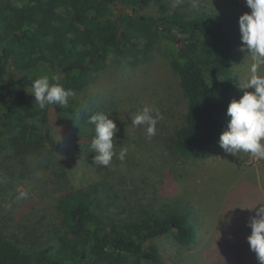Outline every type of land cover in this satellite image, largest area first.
Returning <instances> with one entry per match:
<instances>
[{
  "label": "trees",
  "instance_id": "16d2710c",
  "mask_svg": "<svg viewBox=\"0 0 264 264\" xmlns=\"http://www.w3.org/2000/svg\"><path fill=\"white\" fill-rule=\"evenodd\" d=\"M115 1L138 10L149 0H0V264H161L158 249L146 243L164 236H172L175 245L196 241L192 215L179 205L155 211L132 207L135 200L126 194L124 211L130 212L108 216L114 194L104 179L89 182L93 164L74 139L92 130L88 120L98 110L77 100L56 105L63 128L57 139L51 105L41 110L31 95L40 76L82 90L110 61L135 66L160 51L169 56L187 98L172 150L197 159L219 145L230 119L227 108L236 100L234 87L223 80L232 65L227 36H237L236 25H228L226 12L218 18L209 8L190 13L179 6L160 13L173 24L169 33L154 15L126 11L118 22ZM92 58L84 69L56 72L50 66L87 64ZM50 160L56 167L50 168ZM67 176L78 181L72 188L62 183V178L70 182ZM23 184L65 190L58 216L36 212L39 195L38 201L18 199Z\"/></svg>",
  "mask_w": 264,
  "mask_h": 264
},
{
  "label": "rangeland",
  "instance_id": "374dc122",
  "mask_svg": "<svg viewBox=\"0 0 264 264\" xmlns=\"http://www.w3.org/2000/svg\"><path fill=\"white\" fill-rule=\"evenodd\" d=\"M153 1L138 6L139 12L160 17L166 8L176 10L179 6L190 13L194 9L203 11L209 8L218 18L226 12L230 17L226 16L228 25H236L237 36H227L232 65L223 80L234 87L236 100L245 91L253 90L240 87L250 77V67L254 62L247 51H241L239 21L234 22L235 17L251 11L243 0H159L166 7ZM118 12L116 8L115 14ZM168 16L171 17V14ZM183 35L178 33L180 38ZM258 71L264 73V66ZM71 90L75 95L69 100L90 103L98 113L113 119L119 129L114 137L117 155L107 167L94 163L95 153L91 149L95 135L93 124L92 130H88L89 135L78 138L80 140L73 137L77 145H82V152L86 157L89 155L93 164L94 173L89 182L104 179L105 187H109L114 194L116 200L108 216L114 219L130 212L124 211L129 206L126 194L128 201L135 200L132 207L139 205L155 211L162 206L179 205L191 213L197 238L190 246L175 245L172 236L146 243L145 247L152 244L158 249L161 264H259L247 237L251 234L249 220L256 214L254 208L264 205V159L250 153L232 155L225 152L220 144L197 159L182 157L172 150L171 144L182 120L187 98L168 55L156 51L152 60L135 66L110 61L96 74L92 84L82 90ZM145 105H154L163 115L157 124L156 135L151 138L147 137L143 126L131 123L132 116ZM58 111L59 107L51 105L50 122L56 138H60L59 131L63 130L57 122ZM121 149L126 150L123 161L118 159ZM50 165V168L56 167L53 162ZM48 175L52 179V174ZM67 178L70 182L62 178L65 187L72 188L78 182ZM132 185L137 188L134 192L128 190ZM58 186L51 184L45 191L25 184L17 188L28 193L27 201L32 198L38 201L39 195L41 205L36 212L55 219L58 216V199L65 192L55 191Z\"/></svg>",
  "mask_w": 264,
  "mask_h": 264
},
{
  "label": "clouds",
  "instance_id": "9594fccd",
  "mask_svg": "<svg viewBox=\"0 0 264 264\" xmlns=\"http://www.w3.org/2000/svg\"><path fill=\"white\" fill-rule=\"evenodd\" d=\"M250 13H244L239 18L242 47L253 59L250 67V77L242 89L245 91L239 100H232L227 108L230 121L227 130L219 139L220 147L227 153H250L264 159V73L258 70L264 66V0H246ZM52 81H57L55 76ZM34 103L41 110L50 105L66 106L69 98L75 93L66 89L58 81L50 82L47 75L36 78L32 83ZM163 119L159 108L145 105L143 109L132 116L133 126H143L148 138L156 135L157 124ZM88 122L95 126V135L91 142L92 152L95 153L94 163L107 167L116 156L114 137L119 131L116 122L103 113L90 116ZM126 150L121 149L118 159L124 160ZM27 192H21L18 199L27 198ZM255 215L249 220L251 234L247 237L251 251L256 254L259 264H264V205L254 208Z\"/></svg>",
  "mask_w": 264,
  "mask_h": 264
},
{
  "label": "flooded vegetation",
  "instance_id": "af4514ba",
  "mask_svg": "<svg viewBox=\"0 0 264 264\" xmlns=\"http://www.w3.org/2000/svg\"><path fill=\"white\" fill-rule=\"evenodd\" d=\"M115 3L117 4V6H118V9H119V11L120 12H118L117 13V18H116V20L118 21V22H120V20H121V18L123 17V15H124V13L126 12V11H132V13H135L136 14V16H140V17H144L145 15H142L140 12H139V10H137V6H132V7H128L127 5H124V4H121V3H118L117 1H115ZM157 21H158V23L160 24V25H162V28L164 27V29L167 31V32H169V33H173V24H169L168 22V20H164L163 18H161V17H159V18H157ZM120 24V23H119ZM53 64V63H52ZM56 66H57V68L55 69V70H53V71H56V72H63V71H61V69L60 68H62V67H64V66H61V65H58V64H55ZM51 66V65H50ZM67 66V65H66ZM52 68V67H51Z\"/></svg>",
  "mask_w": 264,
  "mask_h": 264
},
{
  "label": "water",
  "instance_id": "95a60500",
  "mask_svg": "<svg viewBox=\"0 0 264 264\" xmlns=\"http://www.w3.org/2000/svg\"><path fill=\"white\" fill-rule=\"evenodd\" d=\"M94 61V59L92 58L91 60H89V64H91L92 62ZM88 65H82V64H73V65H67V66H64L61 69V71L63 72H66L68 70H71V69H74V68H79V69H84L86 68ZM51 69L55 70L57 68V66L55 64H51Z\"/></svg>",
  "mask_w": 264,
  "mask_h": 264
},
{
  "label": "built area",
  "instance_id": "2783aa9c",
  "mask_svg": "<svg viewBox=\"0 0 264 264\" xmlns=\"http://www.w3.org/2000/svg\"><path fill=\"white\" fill-rule=\"evenodd\" d=\"M243 2L245 3V5H246V0H243ZM247 6V5H246ZM248 7V6H247Z\"/></svg>",
  "mask_w": 264,
  "mask_h": 264
}]
</instances>
